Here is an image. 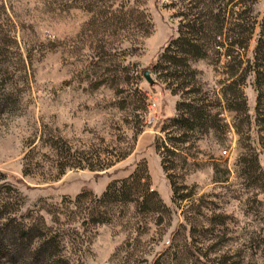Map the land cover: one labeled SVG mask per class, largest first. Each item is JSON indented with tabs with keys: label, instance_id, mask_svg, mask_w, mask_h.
Wrapping results in <instances>:
<instances>
[{
	"label": "rangeland",
	"instance_id": "rangeland-1",
	"mask_svg": "<svg viewBox=\"0 0 264 264\" xmlns=\"http://www.w3.org/2000/svg\"><path fill=\"white\" fill-rule=\"evenodd\" d=\"M201 1L0 0V224L29 212L54 227L28 239L0 229V264H31L41 235L68 264H264V96L248 67L264 0L234 1L254 25L229 59L242 34L202 39L193 79L152 67L181 24H215L204 13L218 8ZM180 102L206 124L177 131L169 118ZM143 166L164 210L127 205L105 209L103 224L52 223L62 199L99 197Z\"/></svg>",
	"mask_w": 264,
	"mask_h": 264
},
{
	"label": "trees",
	"instance_id": "trees-1",
	"mask_svg": "<svg viewBox=\"0 0 264 264\" xmlns=\"http://www.w3.org/2000/svg\"><path fill=\"white\" fill-rule=\"evenodd\" d=\"M206 1L210 3V6L218 8L217 12L212 14L213 7L207 6L208 10L204 13L211 17L215 24L212 26L208 25L203 20L198 21L199 16L181 24L177 36L170 39L161 52L157 62L152 65L153 68L157 66L160 67L161 62L164 64L167 63V65L164 66L165 69H170V75L177 79L181 77V75L177 73V69L184 67L189 72L188 75L193 79L195 72L190 68L189 62L205 56L206 52L201 41L202 39H215L221 35L229 39V37H231L230 34H242L243 41H230L228 44L229 48L226 49V53L224 54L229 59V53L232 52L234 48L233 45H237L236 47L243 49L245 41H247L252 33L253 22H249L247 25L241 23V13L239 11H232L233 6H236L233 5L236 0H202L201 2L203 3ZM246 1L247 0H237L236 4L244 6ZM227 15H229L230 18H228ZM254 59L255 62H264V12L259 23V32L254 47ZM255 62L248 67L250 68L254 83L258 87L259 100L262 95L264 96V89H261V86L264 85V70H262V68H264V63L258 65ZM234 83L235 80L233 79L229 81L225 87H230ZM236 91L238 93V90H235L233 95L238 97V95H235L237 94ZM235 101L236 98L226 96V108L235 111V109H237L234 106ZM241 105L244 107L243 102ZM176 106L179 111L178 115L170 117L169 120L172 125L177 127V131L180 133L183 134L184 131L192 130L195 126L200 127L206 124V117L208 119V116L198 106L196 107L192 103L185 104L184 102H180ZM160 129L164 130V127L161 126ZM139 171L134 170L128 177L110 182L99 197H92L90 191L83 190L73 199H62L60 204L54 208V220L52 223H54V225L57 223L63 225L60 224L62 217L66 220V224L74 221L76 217H80L81 221L78 226L81 228L89 225L94 226L103 224L109 220L104 212L105 209L127 205H134L139 211H144L150 204L164 210L165 208L160 203L156 192L149 189V176L145 167L143 166ZM5 204L4 202L1 203L0 207H5ZM15 224L14 221L6 220L0 224V229H19L18 236L20 239H28L33 229H54L53 226L47 227L44 225V222L36 220L29 212L23 213ZM40 237L42 241H39L36 250L34 249V261H32L31 264H38L35 261L36 259L42 261L40 264H68L54 252L55 240L53 237L47 235H41ZM27 245L29 249L30 242H28Z\"/></svg>",
	"mask_w": 264,
	"mask_h": 264
},
{
	"label": "water",
	"instance_id": "water-1",
	"mask_svg": "<svg viewBox=\"0 0 264 264\" xmlns=\"http://www.w3.org/2000/svg\"><path fill=\"white\" fill-rule=\"evenodd\" d=\"M143 78L145 79V81H146L148 84H152V83H153L152 79H151L150 76H149V71H148V70H144V71H143Z\"/></svg>",
	"mask_w": 264,
	"mask_h": 264
},
{
	"label": "built area",
	"instance_id": "built-area-1",
	"mask_svg": "<svg viewBox=\"0 0 264 264\" xmlns=\"http://www.w3.org/2000/svg\"><path fill=\"white\" fill-rule=\"evenodd\" d=\"M150 99V98H149ZM151 100V99H150ZM222 154H225V152H223Z\"/></svg>",
	"mask_w": 264,
	"mask_h": 264
}]
</instances>
